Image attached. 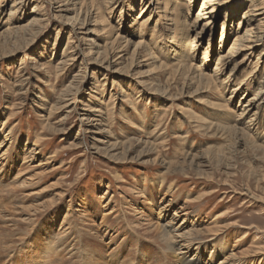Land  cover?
<instances>
[{
  "label": "rangeland",
  "instance_id": "1",
  "mask_svg": "<svg viewBox=\"0 0 264 264\" xmlns=\"http://www.w3.org/2000/svg\"><path fill=\"white\" fill-rule=\"evenodd\" d=\"M11 1L0 0V142L12 129L5 139L11 142V158L17 157L10 177L25 167L18 181L28 178L30 186L14 190L10 199L0 193V212L6 207L0 218V264H27L28 260H32L28 264H40L36 253L45 246L46 232L51 228L60 231L66 214L72 231L64 239L62 255L54 253L57 264L68 260L76 264H180L184 256L167 251L156 227L169 223L173 215L180 217L186 206L193 214L186 228L176 233L194 240L186 259L195 256L200 264H217L224 253H232L242 264H264V145L260 147L264 142V89L260 87L264 38L248 54L246 68L239 70L232 84L222 77L224 88L220 84L212 87L192 75L196 67L205 74L213 71L217 56L231 47L237 24L248 15L244 13L247 7L264 4V0H218L210 25L195 40L197 52L206 56L200 61L196 56L184 60L186 56L178 55L193 67L177 72L172 29L180 27L184 17L185 25L192 23L201 0H192L191 5L175 0L173 6H166L167 0H115L118 8L108 13L104 9L107 0H95L96 15L104 14L101 22H96L100 15L92 11L88 15L83 8L82 13L57 14L62 2L56 0H18L22 5L10 17ZM70 2L65 1L66 5ZM143 7L151 13L137 19ZM186 9L190 10L188 17ZM224 13L229 17L228 35L221 30ZM117 35V45L127 40L118 66L108 71L86 63L98 50L93 43H85L88 38L103 47ZM191 41H186L187 51ZM149 49L151 57L145 56ZM79 51L80 56L76 55ZM254 63L260 73L246 81L245 71ZM234 88L238 97L228 107L226 100ZM252 98L257 99L260 117L250 133L236 124L234 113ZM89 107L103 112L99 115L104 126L93 132H86V122H80L81 115L92 114L84 111ZM185 108L204 120L202 129H192L193 123L182 117ZM104 135L132 140L119 145L125 153L111 156L114 152L103 154L94 149L101 146L94 140ZM144 140L156 143L143 144ZM35 143L41 151L22 164V151L35 148ZM188 154H195L190 165ZM46 158L47 171L31 177V167ZM140 190L145 193L139 194ZM62 191L65 196L57 200L55 194ZM104 193H108L105 202L111 198L112 203L102 208L105 202L99 197ZM83 202L90 212L86 220L76 212ZM53 204L57 207L49 208ZM109 212L113 214L107 217L108 223L120 228L113 241L92 233L96 223L106 219L103 213ZM28 216L35 219L26 228L21 219ZM74 236L79 238L71 249Z\"/></svg>",
  "mask_w": 264,
  "mask_h": 264
},
{
  "label": "bare ground",
  "instance_id": "2",
  "mask_svg": "<svg viewBox=\"0 0 264 264\" xmlns=\"http://www.w3.org/2000/svg\"><path fill=\"white\" fill-rule=\"evenodd\" d=\"M17 1L18 0H12L11 1V7L9 9V16L10 17H11V15L16 14L17 13L16 10L18 9V6L22 5L21 2H17ZM65 1L66 0H56V3H60L61 4V2H62V5H59L57 7L58 8L57 14L59 12L60 13H68L70 11H75V10L80 12L81 8H83L82 11L84 13H87L88 15H89V13L91 11H92V13H90V14H94L95 16H97V15L99 16L100 15V17H98V20L96 22H101L100 18L104 14L99 12L96 15L95 11H96V6L97 5L95 4V0H71L69 5L68 4L66 5ZM156 1H158V0H156ZM191 1L192 0H186V4L191 5L192 4ZM217 1L218 0H201L200 6H199V10L196 13L194 19L192 20V23H189V25H185V17L184 18L182 17L183 18V20H182L183 24L180 27H178V28L177 27H173V29L171 28L172 31H174L176 33V35L173 37L174 40L172 42V45H173V48H174L173 52L175 53L174 56L176 57V58L173 59L174 60V62H173L174 64L173 65H176L175 66L176 67V69H175L176 72H177L178 69H182L181 67H185V68L186 67L187 68L193 67L192 62H190V64L188 65L187 64L188 62L180 61L179 60L180 55H182L181 58L186 56V57L183 58L184 60H185V58H188L189 55H190V60H191V56H192V58L196 56L197 58H199L200 61L202 60L203 57L206 56L205 52H202V53L200 52V54H199V52H197L199 44L196 43L195 40L197 38H200V35L205 33V31L207 30V27L210 25L212 16L215 14L216 9L218 10ZM174 2H175V0H167L166 6H168V5H172L173 6V5H175V4H173ZM118 3H119V1H118ZM155 4L157 5V2ZM69 6H71L72 8H69ZM75 7H76V9H75ZM116 8H118V7H116V1L115 0H107L106 1V7L104 8L106 11L105 10L104 11H105V13L113 12ZM187 8H189V6ZM146 9H147V7L146 8L145 7L142 8L141 14L138 16L137 19H140V18L143 19V17L145 15H149V13H151V10H149V9L146 10ZM154 9H159V7L157 6ZM171 11H173V10H171ZM189 11H190L189 9H186L184 11L185 16H187V17L189 16ZM162 12H163V10H162ZM255 12H259V13L256 14ZM80 13H82V12H80ZM244 13L246 15L247 14L248 15L245 18H243L244 22H241V21L239 22L238 21L239 23L237 24V29H236V31L234 33V36L232 37L233 40L231 42V47L225 53H220L217 56V58L215 60L216 62H215L213 71L211 73H209V74H205V73L202 72V68H197L196 67L195 68L196 71L194 72V74H192L193 78L196 77L199 81H201L202 84H208V85H211L212 87L217 85V84L218 85L220 84L221 86H223L224 82L225 83H230L232 81L231 82V84H232L233 83V79L239 73V70L241 68H243L242 69V71H243L246 68V63L245 62H246V60H248V54L252 53V51H254L257 48L259 43L264 38V4L263 3H261V4L260 3L259 4L258 3L257 4H255V3L250 4L249 7H247V9H246V11ZM157 14H158V12H157ZM61 15L64 16V14H61ZM253 16H262V17H260L256 21H254L252 19ZM92 17L95 18L94 16H92ZM149 17H151V16H149ZM226 18H228V21H229V17L227 16L226 13H224L223 23L221 22L222 23L221 24L222 25V29H221L222 30V35L223 34H227L228 35V33H229V25L226 23ZM84 19H85V17L81 21L83 22ZM11 20H12V18H11ZM95 20H96V18H95ZM32 21H36V19H33ZM143 21H145V20H143ZM168 21L170 23H172V24L169 23L170 27H172L173 26V21H171L170 18H169ZM253 22H255V23H253ZM82 24L84 25V22ZM174 24H176V22ZM140 26H141V23H140ZM155 26L157 27V25H155ZM167 27H168V25H167ZM13 28H15V27L13 26ZM16 29H18V28H16ZM108 30L109 31L112 30L111 26H109ZM92 34H93V32H92ZM128 35L131 36V35H134V34H128ZM220 37L221 38H219V39L222 40V36H220ZM91 38L93 40L88 38V42L89 43H87V42H85V43L88 44V46H91V44L93 43L94 45L93 44L92 45L94 47L98 48V50H96L97 51L96 57L94 59H92L90 61V63L86 62L87 64L95 66V68H97L99 70L102 69V70H108L109 71V69L112 70L113 67L118 66L121 63V61L124 59V56H125V48L124 47H125V45L127 43V40L121 41L117 45V42H116V41H118V40H116L118 38V35H117L115 38H113L114 40L110 41L109 43H106L102 47V46H99L98 44H95L94 41H96V40H94L93 37H91ZM85 39H87V38H85ZM122 40H124V39H122ZM224 40L227 41L226 39H224ZM186 41H191L190 42L191 46H190V49L188 51H187V43H186ZM85 47H87V46H85ZM86 49H81V51H84ZM88 50H89V47H88ZM89 51H91V50H89ZM83 53H85V52H83ZM182 53H184V54H182ZM81 54H80V51H79V53L77 52L76 55L80 56ZM71 55H73V53ZM178 55H179V57H178ZM86 56H87V54H86ZM88 56H90V54H88ZM145 56H148V57L152 56V53H151L150 49L145 54ZM239 56L242 57L240 59V61L237 60V58H239ZM110 59H112V62H110ZM256 60H258V59H256ZM204 62H206V60H204L203 63ZM70 63H72V62H70ZM84 67H86V66H84ZM227 67L229 68L228 69V74H227V72H224V71H226ZM259 70H260V68L258 66V63H254V65L250 69H248V72L245 71L247 73L246 81L251 76L254 78L255 75L258 74ZM114 72H115V70H114ZM222 77H224V79H222V80H224L223 84H222V81L220 83V79ZM262 83L263 84H261V86L260 85L259 86L264 89V82L262 81ZM237 84H236V87L238 86ZM223 88H224V86H223ZM259 90H258L259 92L262 91L261 89H259ZM204 92H206V91H201V93H204ZM263 92H261V93H263ZM237 97H238V93H237L236 89L234 88L231 91V95L226 100L227 101L226 103L228 104V107H229L230 102H232V100L236 99ZM255 98L254 99L253 98L252 99H248L247 101H245L244 104H242L240 106V109H238V112L234 113V118H236V124L239 123V124L242 125V131H248V132L252 133V130H251L252 124L254 123L255 120L259 119V117H260V115L258 114V111H259V109H258V105L259 104H257L258 97H257V99H255ZM213 106H215V105L213 104ZM218 107H219V109L222 108V106H218ZM89 108H90V110L84 109V111L91 112L92 114L91 115H81L80 122L81 121L82 122L83 121L86 122L85 123V129H86L85 131L86 132L87 131L93 132L92 129L95 131L96 128L99 129V128H102L104 126V123L102 125V119L103 118H102L101 115H99V113L101 114L103 112H101L102 110L100 108H98V107H95L93 109H91V107H89ZM189 109L188 108L182 109V114H181L182 117H184V118L186 117L188 120L191 121V123H193L192 124L193 125L192 129H194V130L202 129V126H200V125L203 124L204 120L203 119H198L196 114H194ZM255 109H257V110L254 112ZM128 123H129V126L132 125V126H135L137 128V126L135 125L134 122L128 121ZM105 127H106V125H105ZM102 131L103 132H107V131H105V129L102 130ZM11 132H13L12 129L8 130V133L4 136L3 140L0 142V191H1L0 193H2V192L6 193L7 197H9L14 190L19 189L22 185L24 187H29L30 186L29 181H27L28 178H25L21 182L18 181V176L22 173V171H24L25 167L24 168L21 167L20 169L17 168V173L15 175H13V177H10L11 174H12V171L14 170V168L16 166V162H17V157L11 158V154H10L11 153V150H10L11 142H10V140L8 141V143H5V139H6L7 135L8 134L11 135ZM103 134H105V133H103ZM180 137H182V139L185 138V136H180ZM131 140L132 139L127 140V138H126V142H124L123 140L112 139L108 135H104V137H100V138H98V140L97 139L94 140L96 142V144L97 143L101 144V146H97L96 145L94 147V149L96 151L102 152L103 154H109V153H106L107 151L108 152H114L113 154H111V156L112 155H117L118 153L123 154V153L126 152V149L124 147L121 149L119 147V145H124V144H127V143H131ZM138 142L142 143L141 140H137L135 143H138ZM145 143L146 144H149V143H153L154 144V143H156V140H153L151 142H146V140H144L143 144H145ZM80 144H81V142H80ZM159 144H161V142H159ZM34 145H36V143ZM263 145H264V142H263L262 145H260V147H262ZM5 146H7V147L5 148ZM40 151H41V149L38 150V146L37 145H36L35 148H31V147L25 148V150L22 151L23 152L22 156L20 157L22 164H25V163L28 164V162L33 158V155L38 154ZM188 155H189L188 156L189 161L187 162V165H190L191 162L194 160L193 158H194L195 154H188ZM47 160H48V158L44 159L43 161H41V162H39L36 165L31 167V171H30L31 174H32L31 177L33 176L34 179H35V178L43 176V174L47 171V166L49 164ZM185 160H186V157L184 158L183 163H184ZM195 166H198V163H196ZM168 167H170V166H168ZM138 192H139V194L140 193L142 194V193H145V190H142V191L140 190ZM107 194L108 193H104L103 196H100L99 198L103 199V202H105V200L107 199V197H105V196H107ZM6 195H3V196H6ZM55 196H56L57 200H60V199H62L65 196V192L64 191L58 192V193L55 194ZM3 198H5V197H3ZM9 199H10V197H9ZM6 200H8V199H6ZM7 202H9V201H7ZM111 203H112L111 198H109L102 205V208H105L106 206H110ZM54 204H56V203H54ZM54 204L49 206V208H51L52 206H53V208H56L57 206L54 205ZM168 205H169L168 203L164 204L163 207H162V210H163V208H166ZM5 208L0 212V218L1 219L3 217L2 214L4 212H6ZM76 212L80 215V217L84 218V220H86L88 218V216H90L89 215L90 212L88 210L86 202H83L82 205H79L77 210H76ZM112 212L118 213L117 210H113ZM112 212L103 213L104 214L103 216L106 219L102 218L101 222H99L98 225L96 223V230L94 232H92L93 234H97V236L101 237V238L102 237H106L110 241H113L114 238H116V236L118 234H120L119 226L113 227V226H111V224L108 223L109 219L107 217L111 216L113 214ZM192 214H193V211L191 212V209L188 208V206H186L182 210V213H181L180 217H177L176 215H173V218H171L169 223H167L165 225H161L159 227H156V229L158 230V236L161 239V241L164 243V245L166 246L167 251L170 254H176V255L184 256V258H182V261L180 262V264H200L199 263V259L195 258V256H193V258H190V259H186L185 258V255H187L188 253H190L193 250V249H191V247H192V245L194 243V240L184 238V234L185 233L176 235V233H178L179 231H182L184 228H186V226L188 224V219H189V217ZM69 217L70 216L67 215V214L63 216V223L60 225V227H61L60 231L58 230L59 228H57L56 231H55V229L51 228V229H49L46 232V243H45V246H44L43 249L37 250L36 256L39 257L38 258L39 260H37L36 262H38L40 264L41 263L42 264H57V261L53 257L54 253L56 252L57 255L58 254L62 255L61 253H63V251H64L63 247H62V245L64 243V239L66 238V235L70 234L71 231H72L71 223L68 222V218ZM177 218H178L177 223L174 224V222H175V220ZM34 219L35 218L28 216V217L22 218L21 222L24 223V224H27L26 228H28L29 227L28 225L33 224ZM179 221H181V222L179 223ZM194 221H196V220H194ZM17 229L18 228H14L12 230H17ZM111 233L112 234L114 233L115 236L113 237V235ZM78 238H79L78 236H74L70 240V245L69 246H70L71 249L75 248V246H76V244L78 242ZM0 241H1V238H0ZM55 246L57 247V250H55V248H54ZM58 247H60L61 249L60 248L58 249ZM221 249H222V251H224L225 247L222 246ZM58 250H60V252H58ZM2 251L4 252V250H2ZM57 255L55 256V258L57 257ZM69 258H71V257H69ZM132 260H135V258H133ZM31 261L32 260H28L27 264H28V262L31 263ZM66 263L67 264H76L74 262H70L69 260ZM64 264H65V262H64ZM112 264H115V263H112ZM130 264H132V262H130ZM151 264H156V262L155 261L151 262ZM167 264H170V261ZM217 264H242V263H240L239 260H235V254L224 253L223 254V258Z\"/></svg>",
  "mask_w": 264,
  "mask_h": 264
}]
</instances>
